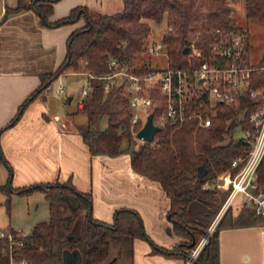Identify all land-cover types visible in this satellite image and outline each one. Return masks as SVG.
Wrapping results in <instances>:
<instances>
[{"label": "trees", "instance_id": "trees-1", "mask_svg": "<svg viewBox=\"0 0 264 264\" xmlns=\"http://www.w3.org/2000/svg\"><path fill=\"white\" fill-rule=\"evenodd\" d=\"M56 1L32 0L25 4L20 0L16 8L9 9H33L40 15L42 23L51 27L76 22L81 16L87 22L69 35L65 60L55 71L41 75V85L24 100L0 134L15 124L31 100L60 75L109 72L111 56L134 65L146 46L152 29L151 20L167 23L160 39L167 46L172 66L198 65L201 59L192 52H185L186 46L195 44L207 50L213 29L239 27L227 0H123L122 8L115 12L94 17L86 6H79L68 15L51 21L49 16ZM245 3L249 18L264 20V0H245ZM148 68L144 64L131 69L140 72ZM90 83L91 89L77 110L87 115V122L80 130L90 152L111 156L129 152L137 172L162 184L171 201L169 219L174 231L185 239L171 249L157 245L147 233L139 211L130 207L117 209L112 222L96 218L92 193L79 190L70 180L16 187L10 179L0 185V189L8 194V209L12 193L30 195L43 191L49 202L50 220L37 222L30 233L10 227L8 231L24 243L20 248L16 245L11 248L8 239L0 236V264H11L12 258L16 264H70L65 259L66 252L79 254L81 264H123L125 253L133 256L134 239L138 237L149 240L155 251L188 259L201 238L207 235L230 192H220L205 184L213 182L226 170L237 171L238 167H233L232 163L235 158L246 155L248 146L236 140L234 134L238 125L244 122L245 108L254 106V101L243 97L232 104L220 103L213 123L206 128L198 127L197 120L193 119L182 123L169 121L156 133L153 141H143L141 146H136L132 111L128 107L124 85L106 91L98 78L90 77ZM252 86H264L263 72H254ZM121 93L125 94V101ZM117 99L123 103L115 106ZM105 118L107 125L103 127ZM136 127H140V123ZM1 164L8 165L12 171L0 143ZM258 184L264 187V157L258 167ZM234 202L217 221L214 230L208 233L194 263L220 264L221 229L264 224V217L256 214L247 202L242 203L237 214L234 213ZM71 235L76 236L70 238ZM113 244L117 251L111 257Z\"/></svg>", "mask_w": 264, "mask_h": 264}, {"label": "crops", "instance_id": "crops-1", "mask_svg": "<svg viewBox=\"0 0 264 264\" xmlns=\"http://www.w3.org/2000/svg\"><path fill=\"white\" fill-rule=\"evenodd\" d=\"M19 2L0 0V130L41 85V75L61 65L67 55L69 35L87 22L81 16L73 23L47 26L33 9L9 11ZM30 2L24 0L25 4ZM79 6H86L89 11L116 6L121 9L123 0H58L49 19L62 18ZM77 74L88 77L84 72ZM65 75L59 76L55 88L53 82L31 100L21 118L0 134L3 152L12 167L13 185L70 180L79 190L92 193L96 218L112 222L117 209L134 208L141 214L154 243L169 249L175 247L185 238L174 231L169 219L171 201L162 184L137 172L129 152L116 156L90 152L80 130L87 122V115L77 112L80 99L76 109H67L59 98L62 92L56 91L60 84L65 91ZM74 98L73 94L69 102ZM80 114L86 121L79 120ZM242 199L239 196L234 203ZM133 244L132 264H189L182 255L155 251L153 244L144 238H135ZM219 261L220 264H264V224L221 229Z\"/></svg>", "mask_w": 264, "mask_h": 264}, {"label": "built area", "instance_id": "built-area-1", "mask_svg": "<svg viewBox=\"0 0 264 264\" xmlns=\"http://www.w3.org/2000/svg\"><path fill=\"white\" fill-rule=\"evenodd\" d=\"M189 46V52L201 59L196 66H172L167 46L160 38L150 41L146 50L151 54L165 53L166 67L145 63L149 67L147 70L134 72L132 67L140 68L144 64L130 66L111 56L109 72L88 75L79 105H83L91 89L90 77L102 81L106 91L124 85L132 111V131L136 136L151 112L154 123L162 127L169 121L182 123L193 119L197 120L198 127L206 128L213 123L220 103L232 104L243 97L250 98L255 105L245 108L244 122L234 134L236 140L248 146L246 155L234 159L232 166L238 167L235 173L226 170L213 182L207 181L205 186L230 190L214 225L239 196L254 207L256 214L264 217V187L258 184V167L264 157V86H252L254 72L264 73V60L252 61L250 31L242 26L213 29L207 50L195 44ZM56 91L63 92V84ZM138 123L140 127H136ZM0 236L8 239L11 248L14 245L20 248L24 243L11 231H1ZM207 238L208 235L193 249L189 264L194 262ZM11 264H16L13 258Z\"/></svg>", "mask_w": 264, "mask_h": 264}, {"label": "rangeland", "instance_id": "rangeland-1", "mask_svg": "<svg viewBox=\"0 0 264 264\" xmlns=\"http://www.w3.org/2000/svg\"><path fill=\"white\" fill-rule=\"evenodd\" d=\"M32 1V0H31ZM233 7L232 15L235 17L237 24L242 27H246L250 31V42H251V59L254 62L264 60V20L258 18H249L246 13V3L245 0H227ZM106 8V7H105ZM119 7H111L106 9H92L90 11L91 15L97 17L103 13L116 11ZM152 26L151 32L147 37V44L154 40L159 39L165 32L167 23L163 21L162 23H157L154 20L150 21ZM144 50L137 56L135 64L143 65L145 63L151 64L152 66L158 65L160 67H166L168 65L167 55L165 53H149ZM59 83V79L54 81L53 87L55 88ZM86 83V76L83 74H66L64 76L65 91L59 95L62 99V106L71 109H76L77 102L82 96V89ZM51 95H55L53 91L50 92ZM75 95L74 100L70 103V96ZM122 100L125 98V94L121 93ZM124 96V97H123ZM121 100V99H120ZM116 100L115 106L122 104L123 102ZM125 101V100H123ZM79 120L86 121L83 114L79 115ZM107 125V119L105 118L102 122V126ZM143 139L136 138L135 145L141 146ZM12 171L6 164L0 165V185L6 184L10 179H12ZM220 192L224 191L222 188H217ZM8 194L0 189V232L8 231L10 227L22 229L24 232H30L36 222L48 220L50 218L49 205L46 201L43 191H36L32 195H20L16 192L11 195L10 208L8 209L7 204ZM245 200L242 199L234 203V213H238ZM144 223V222H143ZM216 225V224H215ZM214 223L210 226L209 234L215 228ZM145 226V224H144ZM146 229V228H145ZM204 235L201 240L205 237ZM147 240V239H146ZM199 241V243L201 242ZM150 242L149 240H147ZM198 243V244H199ZM117 246L113 244L112 255L116 253ZM193 251V250H192ZM190 252V254L192 253ZM70 264H81V257L79 254H74L71 256ZM123 264H131V259L127 253L122 257Z\"/></svg>", "mask_w": 264, "mask_h": 264}, {"label": "water", "instance_id": "water-1", "mask_svg": "<svg viewBox=\"0 0 264 264\" xmlns=\"http://www.w3.org/2000/svg\"><path fill=\"white\" fill-rule=\"evenodd\" d=\"M184 51L185 52H189L190 51V46L189 45L186 46ZM153 115H154L153 112H151L148 115L144 126L137 132L136 137H138L140 139H143L144 141H149V142L154 140L156 133L162 129V126L156 125L154 123ZM133 149H135V147H133ZM75 203H76V201H75ZM209 232H210V229L208 230L207 235H208ZM75 236L76 235H71L70 238H74ZM72 255H74V254L71 253V252H66L65 253V259H66V261L68 263H69Z\"/></svg>", "mask_w": 264, "mask_h": 264}]
</instances>
